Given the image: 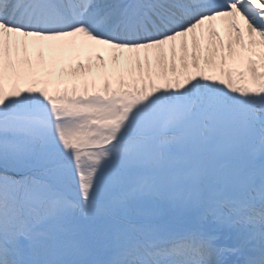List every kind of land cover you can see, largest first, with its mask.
Listing matches in <instances>:
<instances>
[{
    "label": "snow or ice",
    "instance_id": "6c2138e0",
    "mask_svg": "<svg viewBox=\"0 0 264 264\" xmlns=\"http://www.w3.org/2000/svg\"><path fill=\"white\" fill-rule=\"evenodd\" d=\"M0 264H264V0H0Z\"/></svg>",
    "mask_w": 264,
    "mask_h": 264
},
{
    "label": "bare ground",
    "instance_id": "6f19581e",
    "mask_svg": "<svg viewBox=\"0 0 264 264\" xmlns=\"http://www.w3.org/2000/svg\"><path fill=\"white\" fill-rule=\"evenodd\" d=\"M101 54L105 56V60L107 61V60H108V56H107V54H106V53H103V52H101ZM46 55H47V52H46ZM83 62H84L85 64H87V60H86V59H83ZM74 63H75V61H73L71 64L74 65ZM92 63H93L94 65L97 64V62H96L95 60H93Z\"/></svg>",
    "mask_w": 264,
    "mask_h": 264
}]
</instances>
